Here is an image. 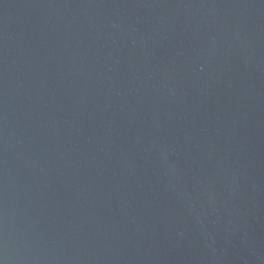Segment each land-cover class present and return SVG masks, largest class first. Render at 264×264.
<instances>
[{
    "label": "water",
    "instance_id": "95a60500",
    "mask_svg": "<svg viewBox=\"0 0 264 264\" xmlns=\"http://www.w3.org/2000/svg\"><path fill=\"white\" fill-rule=\"evenodd\" d=\"M0 264H264V0H0Z\"/></svg>",
    "mask_w": 264,
    "mask_h": 264
}]
</instances>
